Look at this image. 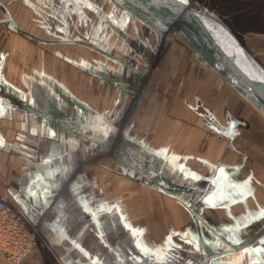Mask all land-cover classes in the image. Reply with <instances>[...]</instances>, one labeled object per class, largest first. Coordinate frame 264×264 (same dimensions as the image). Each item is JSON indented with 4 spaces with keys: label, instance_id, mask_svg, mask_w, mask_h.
Listing matches in <instances>:
<instances>
[{
    "label": "crops",
    "instance_id": "0c3cea01",
    "mask_svg": "<svg viewBox=\"0 0 264 264\" xmlns=\"http://www.w3.org/2000/svg\"><path fill=\"white\" fill-rule=\"evenodd\" d=\"M102 6L101 10L95 8L97 23L92 24L90 31L93 40L85 45L93 48L94 54L107 58L110 66L105 71L99 68V63L89 65L83 61L84 66H77L71 57H62L73 67L69 71L63 64L58 73L49 70L42 73L33 65L25 75L20 63L25 61L28 44L14 28L23 53L18 57L6 49V54L0 56V63H7V68L0 64V101L3 102L0 104V187L9 191L19 205L30 207L31 212L34 207L40 211L50 208L42 236L51 248L36 251L27 264H264V251H261L264 219L260 215L264 212V121L251 114L250 117L246 109L228 101L226 85L207 70L200 72V66L196 67L198 62L192 57L187 61L179 56L177 63L181 69L177 71L182 73L179 80H174L172 72L161 83L162 73L158 72V76L152 73L157 62L153 70L150 63L157 56V53L151 56V37L148 39L151 31L147 33L146 27L132 16L128 20L111 18L107 10L113 4ZM102 28L106 30L103 40ZM13 36L9 35V43ZM104 40L109 45L116 44V50L106 51ZM49 41L44 44L52 49L63 44ZM153 41L156 49L155 38ZM185 54L188 55L184 51L186 58ZM53 57L60 56L49 52L44 60L49 63L51 59V68L56 69L54 65L59 60ZM113 66L119 70L112 69ZM191 70H195L193 75ZM136 71H150L153 79L152 85L142 87L138 98L131 103L134 93L130 91V80ZM47 84L89 110L99 120L96 126L102 134L109 133L108 124H119L132 105L127 118L131 133L127 136L155 154V161L150 159L145 164L148 170L144 166L140 171L151 174L150 182L156 179L159 159L183 158L176 177L186 168L184 181L177 178L174 182L169 177L166 183H158V188L143 182L148 194L144 204L159 208H154V213L153 209L144 212L146 229L140 236L142 246L138 237L130 234L125 237L117 215L101 218L95 206L93 212L86 213L101 221L102 229L79 230V221H86L87 216L70 212L74 198L71 169L80 165V156L73 157L72 147L77 145L76 140L86 141L89 136L74 134L54 120H41L26 111L25 108L40 110L43 95L50 93ZM182 84L189 85L183 96L179 94ZM168 88L171 95L166 91ZM86 91L91 98L85 97ZM27 93L30 100L26 99ZM224 101L222 113L226 116H221L225 122L213 113ZM60 111L66 113V106ZM215 131L227 134L220 136ZM90 144H95L93 148L97 151L100 149L96 140L92 139ZM195 157H203L199 165L188 166ZM115 172L113 166H107L105 171L103 165L93 168L89 164L81 167L79 178L95 183L96 192L101 194L105 173ZM130 183L136 184L130 179L126 186ZM173 183L178 190L175 196L165 193L157 199L152 197L153 190L163 192L164 187ZM103 203L104 200L95 205ZM72 219L77 222L75 230H69L68 222H73ZM243 220H247L246 226L242 225ZM127 244L131 247L127 248ZM0 264L8 263L0 261Z\"/></svg>",
    "mask_w": 264,
    "mask_h": 264
},
{
    "label": "bare ground",
    "instance_id": "6f19581e",
    "mask_svg": "<svg viewBox=\"0 0 264 264\" xmlns=\"http://www.w3.org/2000/svg\"><path fill=\"white\" fill-rule=\"evenodd\" d=\"M59 1V0H58ZM56 0H45L44 6L42 9L37 11L38 15V21L40 23V26L42 28H46L43 32V34L48 35L50 38L49 40H52L54 42H63V44L58 46H55V48L52 49L51 54H54L56 49H63L62 51H58L60 53H57L59 57V69H61L60 64L65 63V59L62 57H71L76 63L77 66H84L86 63L83 61H86L89 63V65H94L95 61L93 57H88V51L89 53H92L93 48H90L87 42L91 43L93 40V37L89 34L91 31V28L93 29L92 23L89 22V19H94V22L97 23L96 19V13L95 9L89 6V1L88 0H63L58 2ZM105 2L107 5H112V9L107 10V14L111 16V18H114L115 20L122 17H125L126 20H128L129 16L135 18L137 21L140 22V19L137 18L131 11L127 8V6L122 3L120 0H102ZM99 3V2H98ZM111 3V4H110ZM100 7L102 6V3H99ZM104 11L106 9L104 8ZM127 12V13H126ZM192 14L200 19L203 20H210L209 15L205 11H199L195 10L193 11ZM217 15V14H216ZM127 16V17H126ZM218 16V15H217ZM81 23H84L83 25H80ZM94 23V24H95ZM150 32L151 36L148 35V39L150 38L151 45L150 47L152 48L151 50V56H154L156 54L155 51V46H154V36L156 37L155 41L159 45V52L157 53L156 58L150 62V59L148 58V63L150 62L152 64V70L153 74L155 76H158L157 73L160 72L162 73V78H161V83H164L168 76L172 75L171 73L173 72L174 75L172 77L176 81V79L179 80L181 77L182 73L181 71H177V69H181V67H178V58L179 56L184 58V49L181 47L180 43L184 46H187L189 50L192 51V58L198 62L197 65H199L201 68H204L207 70V72L214 76L217 77L220 82H222L224 85H226L225 89H229L228 93L226 94L228 101H232L234 104H238L239 106L243 107L244 109L245 106L243 105L241 98L237 93L224 81V79L215 72V70L211 67L210 61L203 57H201L199 54H196V51L194 48L186 41V39L179 35L173 28L171 27H163L160 25H156V29L153 27L146 25L145 23L141 22ZM77 25H80L79 27ZM77 26L76 29H73V27ZM161 28L167 29V32H165L164 35L160 36L159 33L162 31L160 30ZM161 31V32H160ZM181 36V37H179ZM101 39H105L106 37V30L102 28V33L100 34ZM34 38V37H32ZM162 38V39H160ZM259 38L264 40V36H259ZM24 39H27L24 37ZM28 39H31L28 37ZM108 40V39H107ZM146 41V40H145ZM167 44L165 45V42ZM71 42L74 43V47H71V45H68V43ZM178 42V43H175ZM65 43V44H64ZM67 43V44H66ZM95 45V44H94ZM103 45L108 49H103V47H100L102 50L106 51H112L114 52L116 50L117 45L115 46L109 45L107 41H103ZM194 52V53H193ZM202 59H201V58ZM101 59V57H99ZM53 59H57L53 57ZM152 59V58H151ZM185 59V58H184ZM105 60V59H103ZM118 70L119 68L115 66ZM178 67V68H177ZM195 68V67H194ZM115 70V69H114ZM140 71H143L142 68H140ZM195 70H191V74L193 75V72ZM190 75V77L192 76ZM193 77V76H192ZM220 78V79H219ZM152 75L151 72L148 71L146 73H141V72H133L131 76V86H130V91L134 93V97L131 100V103H133L139 96L140 90L144 86L152 85ZM155 82V81H154ZM184 84V83H183ZM182 84V87L179 89V94L181 96L186 95V91L184 89H188L189 85L184 86ZM149 88V87H148ZM182 88V89H181ZM151 89V88H149ZM49 94L46 96L45 94L43 95L41 102H40V110L36 111L31 108H25L28 113H30L32 116L37 117L41 120H54L66 128L70 129L74 134H87L89 138L86 141H81V140H76L75 141V146L72 147V154L73 157L75 156H80V165L81 167L86 166L91 164L93 168H98L99 165L97 164V160L100 159V157H103L104 154L108 156V158H113L115 157L118 162L120 161V166H119V172H115L116 175H120L123 173L124 175H128L129 177L136 178L138 180H141L142 182L145 183H151L153 184L154 187L158 188V183H166L167 179L171 177L174 182L177 181H184V178L187 177L186 174V168L183 172H180L179 175L176 177V175L179 172L178 166L181 164L183 161V158H171L169 159L164 158L163 160L159 159L156 168L159 170L156 173V179H152V182L149 181V178H151L150 173H141L140 170L136 172L137 168L134 166V163L136 161H141L144 164L147 163L150 159L155 161V154H150V150L148 148H143V146L138 143L137 141H127L126 136L128 134L125 133L127 127H128V113L130 109H132V105L127 109L125 118L123 121H121L117 125H107L109 129V133H104L99 132V128L96 126V123L99 120L97 118L93 117L91 112L87 110L86 108H81L79 104L76 102L72 101L69 96H65L61 92H55L53 91L52 86L49 85ZM195 90V89H193ZM170 95L172 94V91L168 88L166 90ZM201 92V91H200ZM202 93V92H201ZM130 94V93H129ZM18 104H22L21 102H17ZM225 105V101L219 104L220 109L219 110H213V113L215 117L218 119L220 116L221 119L220 121H223L222 116L223 115V107ZM66 106V113H62L60 110H62ZM247 110V109H246ZM249 113V111H248ZM251 113H249L250 116ZM222 115V116H221ZM252 115V114H251ZM251 117V116H250ZM254 117V116H253ZM256 118V117H255ZM257 119H261L264 121V117H258ZM116 129H119V134L117 137H113L114 131ZM80 132V133H78ZM216 134L222 136L227 133H220L218 131H215ZM94 139L100 144V149L98 151L93 148V146L90 145V141ZM105 140L108 141L109 146H110V151L104 150L103 145L105 143ZM101 150L103 152H101ZM106 151V152H104ZM126 151L131 152L130 154H127ZM154 153V152H152ZM94 154V156H92ZM128 155V156H127ZM127 157L130 162L132 163V166L125 163H128L125 161V158ZM203 157H195L193 160H190L188 163V166H191L193 163L197 166L199 165V162L202 160ZM74 161V158H73ZM169 161V165L167 166V163ZM161 162V163H160ZM175 163V164H174ZM172 164V165H171ZM73 165H76L73 164ZM79 165V166H80ZM83 165V166H82ZM74 167L71 169V184L73 187L78 188L81 187L83 189V196H86L85 199L92 200L93 203H99L103 201V195L99 194L96 192V186L95 183H89L85 178H79V174H81V167ZM188 169V167H187ZM118 182V181H117ZM174 185L167 187H164L163 192H166L168 194H171L175 196L176 193H178V190ZM185 192V189H183ZM172 196V197H174ZM84 202V201H83ZM88 202V201H86ZM111 204V202H110ZM105 205H107L105 203ZM109 206V205H107ZM93 207V206H92ZM91 207V208H92ZM156 209V208H155ZM118 222H119V227L124 228V230L127 229L125 227V222L126 219L124 217V213L118 212ZM46 243L50 246L49 242L45 238ZM126 241V239H125ZM51 247V246H50Z\"/></svg>",
    "mask_w": 264,
    "mask_h": 264
},
{
    "label": "rangeland",
    "instance_id": "374dc122",
    "mask_svg": "<svg viewBox=\"0 0 264 264\" xmlns=\"http://www.w3.org/2000/svg\"><path fill=\"white\" fill-rule=\"evenodd\" d=\"M60 1H63V0H59L58 2ZM88 1H89L88 2L89 6L94 9L100 8L101 10L102 7L99 6L100 2L102 4H105V2H103L102 0H88ZM195 1L199 2L202 6H205V8H207L210 12L217 14L219 17H221L225 21V23L231 28V30L239 37L242 44L264 65V40L259 38V36H264V0H195ZM44 2L45 0H0V56L1 54L2 55L6 54L5 52L6 49H10L11 53L13 52L12 54L17 55L18 57L21 53H23L22 48L19 46L20 45V40H18L19 37L17 38V36L19 35H17L16 34L17 31L14 30V29H18L22 33V35L20 36L27 38V39H24L21 37L28 44L26 47L27 51L25 55L26 57L25 61L20 63L22 68H24L25 75H26V71H29L32 69L33 65H36L34 66V69L35 67H37L38 69L41 70L42 73L47 72L48 70L51 72L58 73V71L60 70L59 63H56L54 65V66H57L56 69L53 68L55 70L54 71L51 68V64H50L51 59L49 63H46V61L44 60L46 54L51 52L52 50L51 46H47L46 44H44L47 42V39H49L50 37L48 35L43 34L46 28H42L37 19L38 18L37 11L42 9V7L44 6ZM104 8L106 9L105 6ZM89 22H93L92 24L95 23L94 19H89ZM83 24L84 23H81L80 25H83ZM80 25H77V26L79 27ZM77 26L73 27V29H76ZM160 30L167 32V29H164V28H161ZM8 31L12 36L14 35L13 36L14 39H11L10 37V40H11L10 43L8 42L9 40L8 37L10 35L8 34ZM28 37H30L31 39H28ZM156 37L154 36L155 39ZM41 42L42 44H40ZM96 43L97 42L94 41L95 45H97ZM175 43H178V42H175ZM180 45L184 49V51L188 54V55L185 54L186 58L185 57L184 58L187 61H189V59L191 60L192 51L189 50L187 46H184V44L182 45L180 43ZM71 47H74V45H71ZM62 50L63 49L61 48L56 49L55 52L60 53L58 51H62ZM155 51L156 53L159 52L158 44L156 46ZM196 54L198 55L197 52ZM128 55H131V54H128ZM87 56L93 57L95 63L96 64L99 63V68L104 71L106 70V68H109L110 66V63L106 62L107 58L104 57L103 54H98V53L94 54L92 52L88 54ZM33 57L34 59L32 60ZM99 57H101V59ZM12 58H14V56H12ZM0 64L3 66V65H6L7 63L1 62ZM12 64L17 66V62H13ZM60 65L62 66L63 64H60ZM64 65L68 71L71 68H73L71 65H69V62H65ZM5 68H7V65ZM99 68L98 70H100ZM112 69H116V67L113 66ZM203 71H205V69L200 67V72H203ZM63 72L65 73L64 70ZM59 81H61V79ZM27 95L28 96L26 99L30 100V96H29L30 94L27 93ZM85 97L91 98V94L87 93ZM126 112L127 111H125V113L123 114L121 121L124 120ZM129 129L131 130L130 125L127 127L125 131L126 134L131 133V131L128 132ZM140 129L143 130L142 127ZM114 134H115L114 137H117L119 134V129H116L114 131ZM126 140L131 141V137L126 136ZM90 145L93 147H96L95 144H90ZM103 148L104 150L110 151L109 143L108 142L104 143ZM126 152L127 154H130L131 156V152L129 151H126ZM125 161L128 162L125 164H128V166L129 165L132 166V163L127 157L125 158ZM97 164L103 165L105 167V171L107 169V166L108 167L113 166L114 170L119 172L120 161L118 162V160L115 157L111 159V158H108V156L104 154L103 157H100V159L97 160ZM134 166L137 168V170L139 169L140 171H142L143 167L146 165L141 161H136V163H134ZM147 167L149 166H146V168ZM104 176H105L106 183H104L105 185L103 186V189L101 190V195H103L104 203H106L109 206L105 205L104 203L96 206L92 200L85 199L86 196H83L84 193H82L83 189L81 187H78V188L73 187L72 192H73L74 198L72 200L70 212L73 214L79 213V214H83L87 216L86 221H79V230L102 229L103 223L101 221L97 222L96 218L93 219L94 217L91 214L86 213V212H91V211L93 212V209L95 207H97V213H100L99 217L101 218L104 217V219L110 218L112 215H118V212H121V213H124V217L127 218L125 222V227H127V229L124 230V228H121V231L125 233V237L128 234L134 237H138L140 239V243H141L140 245L142 246L143 238L140 236L144 234L145 229H146V225L144 221V212H149V210L153 209L152 212L154 213L156 212L154 208H159V205H147V204L145 205L144 204V199L148 197V194H147V190L144 189V185L141 180H138L131 176L129 177L128 175H124L123 173H121L119 176L116 175L115 173L114 174L105 173ZM107 178L110 179V181H106ZM130 179H131V182H135L136 184L131 185L130 183L129 185L131 186L129 188H126L129 186V185L126 186V183L130 182ZM113 180H115V182H112ZM112 183L114 184L113 186H112ZM111 187H116V188L111 189ZM165 193L166 192H161L160 189L153 190L152 197L154 199H157L160 197L161 194L165 196ZM0 197L5 198L8 201V203L13 204L17 208H20L26 214L28 213L29 215L28 214L27 215L30 216L31 219H33V221L38 225L39 230L42 234V228L44 225L47 224V220H48L47 218L49 217L48 216L49 207L44 208L43 211H40L39 207H34V211L31 212L30 207L25 208L23 207L24 205L23 206L19 205L15 201L11 193L5 189H2L1 187H0ZM102 211L103 213H101ZM66 212H68V210ZM71 221L73 222H70V221L68 222L69 230H75V228L77 227V222H75L76 221L75 219H72ZM104 224L106 225V221ZM132 239L133 238L131 237V240ZM125 246L131 247L130 244H127Z\"/></svg>",
    "mask_w": 264,
    "mask_h": 264
},
{
    "label": "water",
    "instance_id": "95a60500",
    "mask_svg": "<svg viewBox=\"0 0 264 264\" xmlns=\"http://www.w3.org/2000/svg\"><path fill=\"white\" fill-rule=\"evenodd\" d=\"M140 22L173 26L174 30L211 63V67L239 95L247 111L264 117V65L242 44L225 21L195 0H120ZM205 11L210 20L195 17ZM162 31L160 35H164ZM168 41L165 42V45Z\"/></svg>",
    "mask_w": 264,
    "mask_h": 264
},
{
    "label": "built area",
    "instance_id": "2783aa9c",
    "mask_svg": "<svg viewBox=\"0 0 264 264\" xmlns=\"http://www.w3.org/2000/svg\"><path fill=\"white\" fill-rule=\"evenodd\" d=\"M49 250L38 225L20 208L0 197V261L27 264L38 250Z\"/></svg>",
    "mask_w": 264,
    "mask_h": 264
},
{
    "label": "snow or ice",
    "instance_id": "6c2138e0",
    "mask_svg": "<svg viewBox=\"0 0 264 264\" xmlns=\"http://www.w3.org/2000/svg\"><path fill=\"white\" fill-rule=\"evenodd\" d=\"M2 103L3 102L0 101V104H2ZM260 215H261V218L264 219V212H262ZM241 223H242V225L246 226L247 225V220H243ZM261 251H264V249H261Z\"/></svg>",
    "mask_w": 264,
    "mask_h": 264
}]
</instances>
